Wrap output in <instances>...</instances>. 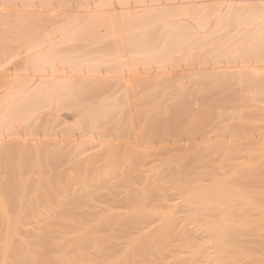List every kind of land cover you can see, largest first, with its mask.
Listing matches in <instances>:
<instances>
[{"label": "rangeland", "instance_id": "obj_1", "mask_svg": "<svg viewBox=\"0 0 264 264\" xmlns=\"http://www.w3.org/2000/svg\"><path fill=\"white\" fill-rule=\"evenodd\" d=\"M91 2V14L101 11L91 25L3 26L0 181L7 233L17 232L9 264H264V218L249 210L264 209V0ZM219 181L228 212L194 210L186 191ZM244 211L246 225L228 216ZM214 220L228 225H217L225 249L204 247L200 259L190 243L208 245Z\"/></svg>", "mask_w": 264, "mask_h": 264}, {"label": "bare ground", "instance_id": "obj_2", "mask_svg": "<svg viewBox=\"0 0 264 264\" xmlns=\"http://www.w3.org/2000/svg\"><path fill=\"white\" fill-rule=\"evenodd\" d=\"M3 1V0H2ZM1 1V2H2ZM16 2H13V0L12 1H7V2H4V4H2V5H0V36L2 37V39H0V63L1 62H5L6 60H7V50H8V47H7V45L9 44L6 40H8V34L7 33H9V31H6V30H4V29H6L7 27L9 28V26H12V28L14 27V25H18V23H19V25H21V27H22V25L24 26V24H25V26H27L28 27V25H30V31H31V29L35 26H42V27H45L44 25H46V24H48V25H54V23H58L59 21H61L62 23H63V21H65V23H63V25L64 24H66V23H70V22H73V24H75V26H78L79 24H81V21H87V22H92V21H95V20H97V19H99L101 16V11L99 12V10H98V12H99V14H98V16L97 15H94V14H91V13H94L95 11H93V12H91L92 10L89 8V5L90 4H94L93 2H91V1H93V0H79V1H77V2H74L73 1V4H71V2L69 1V0H66V1H56V0H15ZM68 1V2H67ZM125 1V0H124ZM186 1V0H185ZM2 2V3H3ZM13 2V3H12ZM102 2V1H101ZM7 3V4H6ZM9 3V4H8ZM112 3V2H111ZM167 3V2H166ZM231 3V2H230ZM105 4H106V2H105ZM246 4V3H245ZM251 4V3H250ZM101 5V4H100ZM99 5V6H100ZM244 5V4H243ZM98 6V7H99ZM222 6V5H221ZM251 6V5H250ZM176 7V6H175ZM178 7V6H177ZM253 7V6H252ZM218 8V7H217ZM219 8H220V6H219ZM261 8V7H260ZM245 9V8H244ZM91 10V11H90ZM201 10H203V9H201ZM200 9H199V12L201 11ZM209 10V9H208ZM229 10V9H228ZM248 10L249 9H247V12H248ZM254 10V9H253ZM109 11V10H108ZM196 11V10H195ZM194 11V12H195ZM264 10H262V12H263ZM97 12V11H96ZM112 12V11H111ZM189 12V11H188ZM188 12H187V14H188ZM201 12H203V11H201ZM216 12V11H215ZM239 12H241V11H238V13ZM260 12V11H259ZM103 13V12H102ZM177 13V12H176ZM184 13V12H183ZM218 13V12H217ZM251 13V12H250ZM167 14V13H166ZM165 14V15H166ZM175 14V13H174ZM198 14V13H197ZM197 14H195L194 13V15H197ZM205 14V13H204ZM218 14H220V13H218ZM217 14V15H218ZM229 14V13H228ZM232 14V13H231ZM235 14V13H234ZM246 14H249V13H246ZM256 14V13H255ZM114 15V14H113ZM186 15V14H185ZM237 15V14H236ZM241 15V14H240ZM244 15V14H243ZM252 15V14H251ZM106 16V15H105ZM189 16V15H188ZM191 16V15H190ZM189 16V17H190ZM193 16V15H192ZM199 16H200V14H199ZM225 16V15H224ZM245 16V15H244ZM258 16V15H257ZM264 16V15H263ZM102 17H103V15H102ZM113 17V16H112ZM163 17H164V15H163ZM168 17V16H167ZM188 17V18H189ZM227 17V16H226ZM250 17V16H249ZM248 17V18H249ZM261 17H262V15H261ZM97 18V19H96ZM216 18H218V16L216 17ZM220 18V17H219ZM264 18V17H263ZM199 19V18H198ZM197 19V20H198ZM222 19V18H221ZM232 19V18H231ZM236 19V18H235ZM241 19V18H240ZM257 19V18H256ZM256 19H255V21H256ZM101 20V19H100ZM218 20V19H217ZM216 20V21H217ZM227 20V19H226ZM260 20V19H259ZM261 20H262V18H261ZM202 21H203V19H202ZM215 21V22H216ZM235 21V20H234ZM251 21H252V19H251ZM253 21H254V19H253ZM89 22V23H90ZM228 22V21H227ZM239 22V21H238ZM245 22V21H244ZM248 22H250V21H248ZM257 22H258V20H257ZM261 22V21H260ZM60 23V22H59ZM68 23V24H69ZM82 23H84V22H82ZM207 23V22H206ZM219 23V22H218ZM230 23V22H229ZM243 23V22H242ZM263 23L264 22H262V26L261 27H263ZM27 24V25H26ZM76 24H78V25H76ZM101 24V23H100ZM227 24V23H226ZM233 24V23H232ZM238 24V23H237ZM239 24H240V22H239ZM255 24V23H254ZM258 24V23H257ZM261 24V23H260ZM58 25V24H57ZM70 26H71V24H69ZM82 25V24H81ZM87 25V24H86ZM90 25H91V23H90ZM217 25V24H216ZM219 25V24H218ZM229 25V24H228ZM231 25V24H230ZM5 28H4V27ZM47 26V25H46ZM68 26V25H67ZM66 25H65V27H67ZM73 26V25H72ZM200 26V25H199ZM214 26V25H213ZM235 26V25H234ZM32 27V28H31ZM34 27V31H38V30H35L36 28ZM39 27V28H40ZM64 27V26H63ZM247 27V26H246ZM251 27H253V25L251 26ZM260 27V26H259ZM4 28V29H3ZM16 28V27H15ZM23 28V27H22ZM214 28H216L215 26H214ZM250 28V27H249ZM254 28V27H253ZM217 29V28H216ZM10 30V29H9ZM12 30H15V29H12ZM17 30V29H16ZM16 30L14 31V33H16ZM24 30V29H23ZM22 30V31H23ZM26 30H28V29H26ZM26 30H24V32H27ZM19 31V30H18ZM29 31V30H28ZM40 31V30H39ZM42 31V30H41ZM220 31V30H219ZM263 32H264V29L262 30ZM7 32V33H6ZM12 32V31H11ZM21 32V31H20ZM65 32H67V30L65 31ZM217 31H215V33H216ZM30 33V32H29ZM29 33H28V35H29ZM35 33V32H34ZM218 33V32H217ZM254 33H255V31H254ZM22 34H23V32H22ZM26 34V33H25ZM31 34V33H30ZM37 35H38V32L36 33ZM41 34V33H40ZM61 34V33H60ZM68 34V33H67ZM67 34H66V36H67ZM70 34H72V33H70ZM250 34V33H249ZM253 34V33H252ZM256 34V33H255ZM258 34H259V32H258ZM262 34V33H261ZM10 35V34H9ZM12 35V34H11ZM17 35V34H16ZM27 35V36H28ZM251 35V34H250ZM6 36H7V39H6ZM13 36L15 37V35L13 34L12 35V38H13ZM32 36V35H31ZM30 36V38H32ZM36 36V35H35ZM184 36V35H183ZM259 36V35H258ZM18 37H19V35H18ZM23 37V35L21 36V38ZM41 37V36H40ZM68 37H69V35H68ZM71 37V36H70ZM69 37V38H70ZM181 37V36H180ZM36 38V37H35ZM43 38V37H42ZM261 38V35H260V37H259V39ZM4 39H6V40H4ZM11 38H9V40H10ZM19 39V38H18ZM24 39H26V37L24 38ZM72 39V38H71ZM70 39V40H71ZM167 39H169V37L167 38ZM171 39V38H170ZM186 39V38H185ZM184 39V40H185ZM249 39H251V38H249ZM31 40H34V37H33V39H31ZM64 40V39H63ZM65 40H67V39H65ZM69 40V39H68ZM176 40V39H175ZM183 40V38H182V41H184ZM217 40V39H216ZM263 41H264V39H262ZM177 41V40H176ZM181 41V40H180ZM186 41V40H185ZM184 41V42H185ZM223 41V40H222ZM221 41V42H222ZM257 41H259V40H257ZM8 43L7 45L5 44V43ZM10 42V41H9ZM44 42V41H43ZM169 42V41H168ZM167 42V43H168ZM170 42H173V40H170ZM260 42V41H259ZM183 43V42H182ZM181 43V46H183V44ZM169 44V43H168ZM168 44H166V45H168ZM176 44V43H175ZM169 45H172L171 43L169 44ZM169 45H168V48H169ZM174 45V44H173ZM188 45V44H187ZM190 45V44H189ZM176 46H178V45H176ZM180 46V47H181ZM186 46V45H185ZM234 46V45H233ZM237 46V45H236ZM244 46V45H243ZM246 46V45H245ZM260 46H262V45H260ZM260 46H259V48H260ZM264 46V45H263ZM166 47V46H165ZM172 48H175L174 46H171ZM192 46H190V48H191ZM223 47V46H222ZM228 47H229V45H228ZM235 47V46H234ZM233 47V48H234ZM248 47H249V45H248ZM247 47V48H248ZM178 48V47H177ZM194 48V47H193ZM220 48V47H219ZM232 48V49H233ZM243 48V47H242ZM246 48V49H247ZM257 48V47H256ZM263 48V52L261 53L260 52V55H263V57H262V60H264L263 58H264V47H262ZM182 49V48H181ZM237 49V48H236ZM235 49V50H236ZM239 49V48H238ZM245 49V50H246ZM261 49V48H260ZM166 50H167V48H166ZM184 50H185V48H184ZM213 50V49H212ZM222 50H224V49H222ZM244 50V49H243ZM252 50V49H251ZM162 51H164V50H162ZM169 51H170V49H169ZM168 51V52H169ZM181 51V50H180ZM179 51V52H180ZM188 52H189V50H187ZM186 51V52H187ZM221 51V50H220ZM225 52H228V54H229V50L227 51V50H224ZM240 51V50H239ZM42 52V51H41ZM41 52H40V54H38V52H37V54L39 55H37V54H35V56L36 57H39V59H40V55H41ZM166 52V51H165ZM167 52V53H168ZM178 52V51H177ZM231 52V51H230ZM158 53H160V52H158ZM170 53V52H169ZM168 53V54H169ZM181 53V52H180ZM183 53V52H182ZM202 53V52H201ZM204 53V52H203ZM223 53V52H222ZM236 53V52H235ZM49 54V53H48ZM47 53H46V55H48ZM51 54V53H50ZM215 54V53H214ZM44 55V54H43ZM52 55V54H51ZM153 55H155V54H153ZM165 55H166V57L168 56L166 53H165ZM202 55V54H201ZM207 55V54H206ZM221 55V54H220ZM226 55V54H225ZM224 55V56H225ZM232 55V54H231ZM237 55H239V54H237ZM257 55V54H256ZM35 56L33 55V58H32V56H30L31 58H32V61H37V63H34L35 65H37V64H39L38 62H39V60H37L36 58H35ZM54 56H56V55H53V56H51V57H54ZM203 56V55H202ZM210 56H213L212 54L210 55ZM235 56V55H234ZM240 56V55H239ZM238 56V57H239ZM221 57V56H220ZM34 58H35V60H34ZM42 58V57H41ZM47 58H49V57H47ZM258 58V57H257ZM44 59H45V56H44ZM50 59H52V58H50ZM216 59V58H215ZM49 59H47V61H45V62H49L48 61ZM69 60V59H68ZM249 60V59H248ZM35 61V62H36ZM67 61V60H66ZM218 61V60H217ZM244 61H247V60H244ZM42 63H40L41 65H44V63H43V59H42V61H41ZM68 62V61H67ZM221 62V61H220ZM249 62V61H248ZM255 62V61H254ZM32 63V62H31ZM46 63V64H47ZM219 63V62H218ZM231 63H233L232 61H231ZM237 63V62H236ZM243 63V62H242ZM262 63H264L263 61H262ZM45 64V65H46ZM33 65V64H32ZM41 65H39V67H41ZM210 65V64H209ZM241 65V64H240ZM246 65H248L247 63H246ZM260 65V64H259ZM37 67H38V65H37ZM91 67V66H90ZM89 67V68H90ZM96 67V66H95ZM94 67V68H95ZM264 67V66H263ZM263 67H262V69H263ZM237 68V67H236ZM251 68V67H250ZM91 69V68H90ZM224 69V68H223ZM230 69V68H229ZM92 71L94 70L93 68L91 69ZM228 70V69H227ZM248 70V69H247ZM212 71H214V70H212ZM255 71V70H254ZM220 72H221V70H220ZM13 84V83H12ZM264 84V83H263ZM65 87V86H64ZM65 88H67V87H65ZM71 95V94H70ZM264 95V94H263ZM262 95V97H264ZM46 96V95H45ZM45 98V97H44ZM47 98V97H46ZM44 99V100H48V99ZM39 99V98H38ZM42 100H43V98H42ZM41 100V98H40V101H42ZM38 101L39 100H37L36 102H37V104H38V106H39V103H38ZM39 101V102H40ZM35 102V103H36ZM43 102H45V101H42V104H40V106H42L43 105ZM262 102H263V99H262ZM41 103V102H40ZM71 103H73V104H71ZM32 105V104H31ZM76 105V103L75 102H70V107L72 106H75ZM263 105V104H262ZM7 106V105H6ZM39 106V107H40ZM77 106V105H76ZM25 107V110L27 109V110H29V107H31L30 105L29 106H27V108H26V106H24ZM20 107L18 108V110L20 111ZM17 110V111H18ZM23 111H24V109H23ZM33 111V110H32ZM25 112V111H24ZM23 112V113H24ZM263 115H264V113H263ZM264 117L262 116V120H263V122H264V119H263ZM192 120V121H191ZM191 120H189L192 124H194L195 123V125L194 126H198V123H197V119H196V117H194V118H192ZM194 120V121H193ZM262 120H261V122H262ZM189 121H187V122H189ZM196 121V122H195ZM190 124V123H189ZM263 125V124H262ZM263 127V126H262ZM264 128V127H263ZM262 128V129H263ZM8 136V135H7ZM263 137V136H262ZM264 141V140H263ZM264 145V144H263ZM115 173V172H114ZM185 175V174H184ZM188 175V174H187ZM186 177V176H185ZM264 177V176H263ZM180 178H182V177H180ZM232 178H234V177H232ZM1 179V178H0ZM235 179H237V178H235ZM263 179V178H262ZM183 180V179H182ZM238 180V179H237ZM184 181H186V180H184ZM183 181V182H184ZM189 181V180H188ZM227 181V180H226ZM233 181V180H232ZM191 182H192V180H191ZM214 182V181H213ZM225 182V181H224ZM222 183V182H216L215 183V185L212 187L213 189H211L210 190V192H208V193H206V192H202L201 193V191L199 192V194H198V192H195V189H194V191H192V190H188V191H186L187 193V195H186V199H187V201L190 203L191 201H193V203L191 202V204H193L194 205V203H201V204H198V205H202L201 207H199L197 204V208L195 207L196 205H191V206H193V207H195L194 208V210H196V209H202L203 208V210L204 209H211V207H213V208H219V210H221V214H225V213H227L228 211H226V210H228L229 208H227L228 207V205H229V201L226 203V197L223 195V194H225V191H223L224 189H223V187L224 188H226L227 189V187H229V186H226V184L228 183V181H227V183L225 182V183ZM182 183V182H181ZM187 184V183H186ZM185 185V184H184ZM228 185V184H227ZM232 186V185H231ZM234 186V185H233ZM190 187V186H189ZM192 187V186H191ZM186 188V187H185ZM188 188V187H187ZM193 188V187H192ZM234 188V187H233ZM238 188V187H237ZM81 189V188H80ZM191 189V188H190ZM196 189H198L197 188V186H196ZM200 189V188H199ZM82 190V189H81ZM230 190H232V189H230ZM237 190V189H236ZM185 190H183V192H184ZM222 191H223V194H222ZM227 191V190H226ZM229 191V190H228ZM239 191V190H238ZM84 192V191H83ZM230 192V191H229ZM240 192V191H239ZM264 192V191H263ZM185 193V192H184ZM200 193L202 194L201 196L203 197H201L202 199H205V197L204 196H207V198L205 199V200H201V198H198L199 197V195H200ZM235 193V192H234ZM241 193V192H240ZM203 194H208V195H203ZM183 195H185V194H183ZM224 196L225 198H224V200H223V197H220V196ZM227 195V194H226ZM231 195V194H230ZM237 195H238V192H237ZM255 196V195H254ZM257 196V195H256ZM258 196H259V194H258ZM181 197H183V196H181ZM236 198V197H235ZM228 199V198H227ZM231 199V198H230ZM198 200H201V202L200 201H198ZM186 201V200H185ZM186 201V202H187ZM225 201V202H224ZM233 201V200H232ZM185 202V203H186ZM188 203V205H190ZM225 203H226V205H225ZM255 203V202H254ZM262 203V202H261ZM222 204H224V205H222ZM246 204H248V202H246ZM252 205H250L249 207V210L251 209L252 211L253 210H255L256 208H259L260 209V213H261V215H259V216H261V218L263 219L264 218V209L262 210V208L261 207H259V206H257L256 204H253V203H251ZM185 206H187L186 204H185ZM227 206V207H226ZM236 207H238L237 205H235ZM199 207V208H198ZM220 207H222V208H220ZM229 207H231L230 205H229ZM246 207V206H245ZM145 208V207H144ZM189 208H190V206H189ZM234 209H235V207H234ZM245 209V208H244ZM259 209H258V211H259ZM133 210H135V209H133ZM142 210H144L143 208H142ZM193 210V209H192ZM193 210V211H194ZM218 210V211H219ZM249 210H247V211H249ZM138 211V210H137ZM139 211H140V209H139ZM138 211V212H139ZM155 211V210H154ZM190 211H191V209H190ZM198 211V210H197ZM211 211V210H210ZM217 211V212H218ZM236 211V210H235ZM238 211V210H237ZM142 212V211H141ZM148 212V211H147ZM216 212V213H217ZM256 212V211H255ZM133 213V212H132ZM134 213H135V211H134ZM149 213V212H148ZM151 213H153V212H151ZM212 213V212H211ZM231 213V212H230ZM239 213H240V211H239ZM245 213H246V211H244V214L243 215H241V216H238V217H231V215H229L228 214V216H230V219H233L234 221H237V222H239L238 221V219L240 218V220L243 218V221L244 222H247V219H248V216H247V219H246V215H245ZM248 213V212H247ZM253 213V212H252ZM111 214V213H110ZM129 214V216H130V213H128ZM155 214H156V212H155ZM235 214V213H234ZM240 214H242V213H240ZM239 214V215H240ZM22 215V214H21ZM133 215V214H132ZM138 215H139V213H138ZM196 215V214H195ZM214 215V214H213ZM219 214H217V216H218ZM245 215V216H244ZM135 216V215H134ZM149 216V215H148ZM168 216V215H167ZM251 216V215H250ZM23 217V216H22ZM150 217H151V215H150ZM153 217V216H152ZM197 217V216H196ZM223 217V216H222ZM8 218H9V216H8ZM7 218V199H6V195H5V187H4V184L0 181V226H1V230H2V232H4L5 233V235L3 236V235H1V234H3V233H0V235L2 236V237H4V239L2 238L1 240L3 241L4 240V242H2L1 240V242H2V244H0V264H9V261H10V257L12 256L11 254L13 253V254H15L14 253V250L15 249H17V246H16V241H15V235H17L14 231L15 230H12L13 231V233L11 232V231H9V233H7V224L9 223V219ZM20 218V217H19ZM19 218L17 217V220L19 221ZM133 218V217H132ZM136 218V217H135ZM139 218V217H138ZM142 218V217H141ZM162 218H165L164 216H162ZM167 218V217H166ZM219 218V217H218ZM221 218V217H220ZM7 219H8V221H7ZM24 219V218H23ZM22 219V220H23ZM112 219V218H111ZM113 219H114V217H113ZM169 219H170V217H169ZM216 219V218H215ZM228 219H229V217H228ZM12 220V219H11ZM164 220V219H163ZM246 220V221H245ZM16 221V220H15ZM21 221V220H20ZM106 221V220H105ZM172 221V220H171ZM220 222H221V220H219ZM223 221H225V220H222V222ZM262 221H264V219L262 220ZM8 222V223H7ZM25 222V221H24ZM168 222V221H167ZM170 222V221H169ZM216 222V220H214V223ZM226 222V221H225ZM228 223H229V220L227 221ZM233 221L231 220L230 221V223H232ZM241 222V221H240ZM239 222V223H240ZM250 222V221H249ZM14 223V222H13ZM105 223V222H104ZM117 223V222H116ZM210 223H211V221H210ZM253 223H254V221H253ZM23 224V223H22ZM164 224H165V221H164ZM170 224V223H169ZM212 224H213V220H212ZM235 224V223H234ZM238 224V223H237ZM243 225L245 224V223H242ZM241 223L239 224V225H242ZM247 224V223H246ZM245 224V225H246ZM249 224H251V223H249ZM9 225V224H8ZM18 225V224H17ZM17 225H15L16 227H17ZM166 225H168V224H166ZM205 225H206V222H205ZM209 225V224H208ZM208 225H206V227L208 226ZM214 225V224H213ZM213 225H210V227L212 228H210V232L208 233L209 235V240H210V242H209V244L208 245H203V244H205V242L202 244V245H200V244H192V243H190V242H188V243H190V245H192L193 247H190V249L192 248L193 250L192 251H195V253L197 252V254H198V252H200V251H198V250H200V249H203L204 247L205 248H209V247H212V248H214L215 249V251L216 252H218V249H221V253L223 252L222 251V249H223V247H224V249H225V246H222L221 247V243H223L224 241H226L225 240V237H226V235L227 234H225L224 232L226 231V233H227V230H225L224 228L225 227H228V225L226 224V223H224L223 222V225L222 224H220L219 222L217 223L216 222V226H214L213 227ZM220 226V225H222L224 228H221V227H219L218 228V226ZM232 225H233V223H232ZM239 225H238V227H239ZM263 225H264V222H263ZM204 226V225H203ZM234 226H236V224L234 225ZM249 226V225H248ZM257 226H259L258 224H257ZM9 227H10V225H9ZM9 227H8V229H9ZM209 227V226H208ZM230 227H231V224H230ZM242 227V226H241ZM251 227V226H250ZM263 227V226H262ZM262 227H260V228H262ZM195 228V227H194ZM216 228H218V229H216ZM220 228H221V230H220ZM232 228H233V226H232ZM235 228V227H234ZM245 228V227H244ZM264 228V227H263ZM202 229V228H201ZM209 228H207V230H208ZM223 229H224V231H223ZM230 229V228H229ZM239 229H240V227H239ZM0 230V231H1ZM193 230V229H192ZM203 230V229H202ZM206 230V229H205ZM205 230H203V231H205ZM206 230V231H207ZM212 230V231H211ZM232 230V229H231ZM235 230H237V228L235 229ZM255 230L257 231V229L255 228ZM238 231V230H237ZM254 231V230H253ZM259 231H260V229H259ZM230 232V231H229ZM228 232V234H230ZM233 232V231H232ZM235 232V231H234ZM252 232V231H251ZM187 233V232H186ZM185 233V234H186ZM201 233H203V232H201ZM206 233V232H205ZM204 233V234H205ZM211 233V234H210ZM236 233H238V232H236ZM253 233V232H252ZM19 235V234H18ZM184 235V234H183ZM195 235V234H194ZM0 236V237H1ZM84 236V235H83ZM187 236V235H186ZM185 236V237H186ZM206 236H207V234H206ZM207 236V237H208ZM230 236V235H229ZM234 236V235H233ZM85 237V236H84ZM184 237V238H185ZM197 237H199V236H197ZM204 237V236H203ZM206 237V238H207ZM17 238V237H16ZM227 238H232L231 236L230 237H227ZM19 239V238H18ZM17 239V240H18ZM83 239V238H82ZM193 239V238H192ZM79 240V239H78ZM137 240V239H136ZM185 240V239H184ZM19 241V240H18ZM99 241V240H98ZM228 241V240H227ZM230 241H232V239L230 240ZM229 241V242H230ZM22 242V241H21ZM82 242V241H81ZM105 242V241H104ZM108 242H109V240H108ZM130 242V241H129ZM133 242H135V241H133ZM132 242V243H133ZM139 242V241H138ZM182 242V241H181ZM180 242V243H181ZM197 242V241H196ZM200 242V241H199ZM23 243V242H22ZM46 243V242H45ZM77 243V242H76ZM136 243V242H135ZM187 242H185L184 244H186ZM226 243V242H225ZM14 244H15V246H14ZM17 244H18V242H17ZM82 244V243H81ZM84 244V243H83ZM95 244V243H94ZM96 244H98V243H96ZM183 244V245H184ZM228 244H233V243H228ZM188 245V244H187ZM223 245H225V244H223ZM227 245V244H226ZM235 245V244H234ZM100 246H101V244H100ZM132 246V245H131ZM130 246V247H131ZM139 246V245H138ZM137 246V247H138ZM167 246V245H166ZM233 246V245H232ZM19 247H21V246H19ZM74 247V246H73ZM76 247V246H75ZM78 247H80V245L78 246ZM96 247H98V246H96ZM187 247V246H186ZM230 247V246H229ZM77 248V247H76ZM189 248V247H188ZM212 248L210 249V250H212ZM240 248H242V247H240ZM22 249V248H21ZM80 249V248H79ZM233 249V248H232ZM234 249H236L235 247H234ZM20 250V249H19ZM81 250V249H80ZM99 250V249H98ZM97 250V251H98ZM130 250V249H129ZM189 250V249H188ZM208 250V249H207ZM230 250V249H229ZM77 251H79V250H77ZM100 251V250H99ZM128 251V250H127ZM133 251V250H132ZM190 251V250H189ZM192 251H191V253H192ZM209 251V250H208ZM215 251H214V253H215ZM225 251V250H224ZM226 251H228L227 249H226ZM231 251V250H230ZM229 251V252H230ZM241 251V250H240ZM203 252H204V249L202 250V254H203ZM18 253H20V251L18 252ZM101 253V252H100ZM131 253V252H130ZM210 253V252H209ZM74 254H76V252L74 253ZM79 254V253H78ZM83 254V253H82ZM102 254V253H101ZM196 254V255H197ZM202 254H198L197 256H199V255H201V256H199V258L200 257H202L203 258V255ZM210 254H213V253H210ZM218 254V253H217ZM217 254H215L216 256H217ZM224 254V253H223ZM222 254V255H223ZM230 254V253H229ZM242 254V253H241ZM16 255V254H15ZM125 255V254H124ZM192 255V254H191ZM208 255V254H207ZM206 255V257H211V256H207ZM250 255V254H249ZM76 256V255H75ZM83 256V255H82ZM102 256V255H101ZM127 257H128V255H126ZM130 256H131V254H130ZM134 256V255H133ZM193 256H194V254H193ZM219 257L221 256L220 255V252H219V255H218ZM217 256V258H219ZM248 256V255H247ZM18 257V256H17ZM63 257V256H62ZM72 257V256H71ZM73 257H74V255H73ZM90 257V256H89ZM99 257V256H98ZM97 257V258H98ZM121 257V256H120ZM132 257V256H131ZM204 257H205V254H204ZM205 257V258H206ZM214 257V256H213ZM19 258V257H18ZM17 258V259H18ZM64 258V257H63ZM76 258V257H75ZM78 258V257H77ZM87 258V257H86ZM116 258V257H115ZM118 258V257H117ZM194 258H196L195 256H194ZM193 258V260H196V259H194ZM198 258V257H197ZM215 258V257H214ZM226 258V257H225ZM234 258H236V257H234ZM241 258V257H240ZM15 259V258H14ZM14 259H12V260H14ZM57 259V258H56ZM64 259H67V258H64ZM69 259V258H68ZM74 259V258H73ZM80 259V258H79ZM91 259V258H90ZM121 259V258H120ZM201 259V258H200ZM210 259V258H209ZM211 259H213L212 257H211ZM227 259H228V257H227ZM239 259V258H238ZM62 259H60V261H61ZM70 260H72V259H70ZM70 260H66V261H70ZM103 260V259H102ZM134 260V259H133ZM225 260V259H224ZM241 260V259H240ZM249 260H250V258H249ZM33 261V260H32ZM36 261V260H35ZM40 261V260H39ZM38 261V262H39ZM43 261V260H42ZM42 261L40 262V263H42ZM59 261V260H58ZM75 261V260H74ZM78 261H80V260H78ZM83 261V260H82ZM85 261V260H84ZM89 261V260H88ZM120 261V260H119ZM129 261H130V258H129ZM206 261H207V259H206ZM209 261H211L212 262V260H209ZM218 261V260H217ZM238 261V260H237ZM81 262V261H80ZM113 262V261H112ZM128 262V261H127ZM132 262V261H131ZM198 262V261H197ZM200 262V261H199ZM214 262V261H213ZM215 262H216V260H215ZM233 262V261H232ZM232 262H231V264H232ZM21 263V262H20ZM70 263V262H69ZM75 264H76V262H74ZM97 263V262H96ZM111 263V262H110ZM114 263H117V262H115V260H114ZM194 263H196V262H194ZM203 263H204V261H203ZM206 264H208L207 262H205ZM219 264H220V262H218ZM223 263V262H222ZM228 263V262H227ZM238 263V262H237ZM249 263V262H248ZM247 263V264H248ZM80 264H82V263H80ZM125 264V263H124ZM210 264V263H209ZM217 264V263H216ZM239 264V263H238Z\"/></svg>", "mask_w": 264, "mask_h": 264}]
</instances>
